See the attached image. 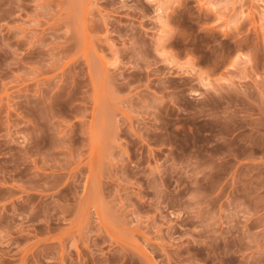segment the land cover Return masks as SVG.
I'll use <instances>...</instances> for the list:
<instances>
[{
	"label": "rangeland",
	"instance_id": "374dc122",
	"mask_svg": "<svg viewBox=\"0 0 264 264\" xmlns=\"http://www.w3.org/2000/svg\"><path fill=\"white\" fill-rule=\"evenodd\" d=\"M0 264H264V0H0Z\"/></svg>",
	"mask_w": 264,
	"mask_h": 264
}]
</instances>
